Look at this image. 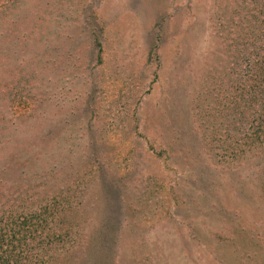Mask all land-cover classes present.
<instances>
[{"label":"rangeland","instance_id":"rangeland-1","mask_svg":"<svg viewBox=\"0 0 264 264\" xmlns=\"http://www.w3.org/2000/svg\"><path fill=\"white\" fill-rule=\"evenodd\" d=\"M263 12L0 0V143L42 153L0 174L2 193L22 212L51 202L38 232L63 237L21 264H264V88L238 94L246 53L264 63Z\"/></svg>","mask_w":264,"mask_h":264},{"label":"trees","instance_id":"trees-1","mask_svg":"<svg viewBox=\"0 0 264 264\" xmlns=\"http://www.w3.org/2000/svg\"><path fill=\"white\" fill-rule=\"evenodd\" d=\"M260 14H262L261 11L257 17H254V19H259ZM263 18L264 17H262V19ZM263 23L262 20H259L256 27L250 26L248 31L243 34L245 38H249L250 43H254V46V41L256 39L254 36H256L257 33L261 34V31L257 28L263 27ZM244 60L246 61L245 63ZM242 61L245 64L244 77L251 79L253 83L249 82L246 84L247 88H242L238 94L247 92L248 98L250 100L251 98L255 97L257 92L252 90L253 88L256 90L258 88H264V63L262 60L256 59L254 55H251L250 53H246ZM241 84L243 85V82ZM1 87L2 86L0 84V89ZM248 104L249 103L247 102L245 107L246 109L247 106H249L248 108L251 106ZM3 118L4 117H0V126L4 130L6 125H11V123L5 119L3 120ZM1 128L0 137L4 138ZM11 131L15 132L16 129ZM250 135L260 136L257 138L261 139L262 135H264V125H257L255 132ZM14 140L16 141V138ZM22 140L23 139L17 140L15 143H13V146L7 145V147H10L8 148L9 150L3 149L5 148L4 142L0 143V152L2 151L0 157V174L6 172L8 178L17 177L16 174H20L18 165L21 163V161L17 162L18 157L22 159L23 157L26 159L33 158L35 160L40 158L42 153L40 152L38 143H35L34 141L22 142ZM23 164H27V161H24ZM4 184L6 185L5 181H0V264H21L22 262L26 261L24 259H28V254L31 257L32 253L35 252V245L39 247V245L42 243V247L44 248L45 246L51 247L52 244L58 246L57 243L59 240H61L63 243L62 233L56 232L59 230L53 231L48 229L46 230L48 234L45 235L42 233V236H40L41 234L38 232L41 227L44 228V226L47 224V221L52 219V222H54L56 217L59 215L53 204L51 202H44L35 210L22 212V210H19L14 206L15 200L13 198L10 200L7 198L8 196L3 195L2 189ZM7 200L10 201L6 203ZM44 229L47 228L45 227ZM28 240L33 242L31 246H27ZM24 254H26V258L24 257Z\"/></svg>","mask_w":264,"mask_h":264}]
</instances>
